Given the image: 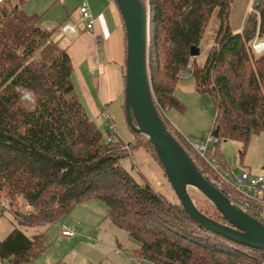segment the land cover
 Here are the masks:
<instances>
[{"label": "trees", "instance_id": "obj_1", "mask_svg": "<svg viewBox=\"0 0 264 264\" xmlns=\"http://www.w3.org/2000/svg\"><path fill=\"white\" fill-rule=\"evenodd\" d=\"M140 1L149 11L148 72L159 114L185 110L175 88L189 73L196 92L209 96L214 105L207 133L218 142L239 141L243 154L251 137L264 131V51L255 54L251 49L255 37L264 40V0H252L238 32L230 24L233 0ZM212 16L216 32L199 65L189 51L199 47ZM43 21L42 14L26 12L23 0H0V207L11 210L21 198L28 209L18 212L19 223L37 226L62 223L75 206L98 199L110 219L137 243L133 256L140 261L264 264V250L204 228L185 213L177 198L163 197L143 175L138 182L121 165L123 158L142 147L162 169L143 134L130 128L132 141L102 136L76 92L69 55L54 40L55 28ZM121 73L124 82V67ZM24 91L32 94V106L23 100ZM161 119L202 175L264 223V207L241 204L229 183H213L207 173L219 177L168 125L169 120ZM218 142L214 150L207 147L206 155L223 163ZM191 190L203 214L226 222L206 197ZM46 244L45 233L27 236L14 228L0 239V259L3 264L28 263Z\"/></svg>", "mask_w": 264, "mask_h": 264}, {"label": "rangeland", "instance_id": "obj_2", "mask_svg": "<svg viewBox=\"0 0 264 264\" xmlns=\"http://www.w3.org/2000/svg\"><path fill=\"white\" fill-rule=\"evenodd\" d=\"M251 4L252 0L232 1L230 23L234 32L240 30L242 18L250 10ZM214 19L215 16H212L199 45L200 53L196 56L197 62L201 61L205 55V50L213 42L215 33L213 32L212 25L216 24L213 21ZM184 75L190 77L187 73ZM72 79L74 87L77 90L76 81H74L73 76ZM189 79L193 81L191 77ZM179 94L181 95L185 110L176 111L170 109L167 111V114L166 111H161L160 116L166 121L169 120L170 124L168 123V125L174 130L181 129L186 134V137L200 139L208 131L213 119L214 105L212 100L209 96H201L195 91L188 90ZM22 98L28 105L32 106L33 96L31 93L24 91ZM80 99L86 112L93 119L105 139L121 138L124 141L133 140V134L127 124L123 109L118 107L120 109V113L118 114L114 113L112 109L109 110L108 118L101 116V113L95 116L82 101L81 97ZM117 131L119 133H116ZM208 145L212 150L216 149L212 142ZM241 149L242 144L239 141L221 140L218 142L217 152L224 163V167L221 166L220 169L222 172H227L226 180L230 184L233 182L232 175L238 173L240 170H245L252 175L264 173V131L251 137L243 154H241ZM121 165L138 182H142L141 175H143L163 197L169 200H176L173 190L169 193H173L174 198L171 199L169 197L168 184H162L161 180L160 182L158 181L160 178L156 177L155 169H151L146 165L143 166L135 155L132 154L131 157L123 158ZM132 165L134 166V171L132 170ZM195 193L192 192L194 200L204 206L202 200ZM204 208L212 212L210 207H206L205 205ZM26 209L28 208L25 207L23 200L20 198L18 204L11 206V210L5 208L0 212V239H3L14 228H18L27 236L41 232L46 234L47 244L42 253L31 262L21 264H55L57 262H63L64 264H150L147 261H140L133 256L137 243L128 236L124 229L118 227L110 219L107 215L106 206L101 200L93 199L75 206L68 216L61 221L62 224H67V222L73 224L75 234L71 239L61 236L58 223L37 226L20 224L18 212L25 211ZM0 264H3L1 259Z\"/></svg>", "mask_w": 264, "mask_h": 264}, {"label": "water", "instance_id": "obj_3", "mask_svg": "<svg viewBox=\"0 0 264 264\" xmlns=\"http://www.w3.org/2000/svg\"><path fill=\"white\" fill-rule=\"evenodd\" d=\"M125 37L124 110L130 128L143 134L159 157L163 173L185 213L204 228L235 242L264 250V223L232 202L199 171L183 146L164 125L154 104L148 72L149 11L140 0H113ZM190 56L200 53L191 46ZM189 189L206 197L226 222L203 214Z\"/></svg>", "mask_w": 264, "mask_h": 264}, {"label": "crops", "instance_id": "obj_4", "mask_svg": "<svg viewBox=\"0 0 264 264\" xmlns=\"http://www.w3.org/2000/svg\"><path fill=\"white\" fill-rule=\"evenodd\" d=\"M23 1L26 12L42 14L44 25L55 28L54 40L69 55L73 67L72 76L77 86L76 92L89 110L95 116L101 113V116L107 118L108 111L111 109L117 114L120 113L118 107L124 111V82L121 70L124 67L125 37L123 23L113 0H86L94 19L91 31L85 29L84 21L79 13L78 7L82 0ZM215 19L213 21L216 23ZM64 24L72 25L74 32L65 33L62 30ZM212 26L215 33L217 26L216 24ZM208 49L205 50V55L201 61L197 62L199 65L203 64ZM184 74L175 88V95L181 102L179 93L188 90L196 92L194 82L189 79L191 75L187 73L190 75L188 77ZM177 131L183 136L186 135L181 129ZM132 154L140 160L143 166L146 165L151 169H155L156 177L160 178L158 181L161 180L162 184H168V195L173 199V193H169L172 192V189L165 179L162 169L145 149L139 147ZM218 163L224 167L222 162ZM72 237L66 238L71 239Z\"/></svg>", "mask_w": 264, "mask_h": 264}, {"label": "built area", "instance_id": "obj_5", "mask_svg": "<svg viewBox=\"0 0 264 264\" xmlns=\"http://www.w3.org/2000/svg\"><path fill=\"white\" fill-rule=\"evenodd\" d=\"M78 9L81 15V19L84 21L85 29L91 31L93 28L94 19L89 10L87 1L82 0L79 4ZM62 30L65 33L70 34L74 32V27L69 24H64ZM251 49L255 54L262 53L264 51V40L255 37V39L251 42ZM107 139L109 140V138ZM185 140L186 143L191 147V149L210 166L212 172L219 177L220 180H217L215 177H213L214 175L207 173V175L211 177L213 183L221 185L222 182H227V172H222L219 163L214 158H208L206 155L207 147L209 146L208 144L210 142H212L213 144L218 142V138L206 132L203 135V138L194 139L191 137H185ZM232 176L233 182L232 184H229L236 191V197L241 204L254 202L257 205L264 207V173H257L255 175H252L245 170H240L238 173L233 174ZM58 224L60 227L61 236L71 237L75 234V229L72 223Z\"/></svg>", "mask_w": 264, "mask_h": 264}]
</instances>
